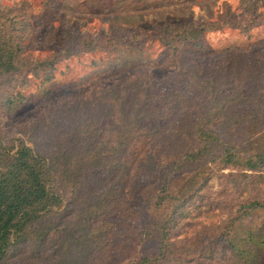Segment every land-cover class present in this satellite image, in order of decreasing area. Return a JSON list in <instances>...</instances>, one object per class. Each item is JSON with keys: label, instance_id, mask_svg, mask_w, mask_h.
Masks as SVG:
<instances>
[{"label": "rangeland", "instance_id": "obj_1", "mask_svg": "<svg viewBox=\"0 0 264 264\" xmlns=\"http://www.w3.org/2000/svg\"><path fill=\"white\" fill-rule=\"evenodd\" d=\"M188 22L202 23L208 30L197 39L191 36L190 43L199 42L191 51L176 44L182 49L179 55L185 54L186 63L208 56L217 59L211 52L228 47L246 48L252 57H264V0H0V31L5 41L12 40L11 45L19 47L20 56L13 59L19 70L0 74V134L35 140L40 149L52 150L72 124L73 119L61 118L71 114L69 108L59 113L65 102L85 100L95 89L141 73L152 75L153 85L166 89L171 83L168 76L175 72L168 66L174 60L170 58L171 49L165 50L163 42L167 34L174 37L166 25ZM200 46L210 53L202 55L197 50ZM255 64L250 65H254L248 69L250 74ZM256 84L251 80L248 85ZM242 92L251 101L255 97V89L244 87ZM254 128L238 123L223 138L245 150V141L253 133V140L264 143V131H259L260 126ZM45 139H51L54 145L49 146L50 140ZM197 165L188 163L160 176L155 174L157 179L151 180L149 187L126 197L125 207L110 203V209L90 213L80 208L83 193L91 195L101 182L93 185L95 179L88 178L77 202L40 222L41 226L56 227L49 236L57 234V229L63 232L65 235L57 236L71 243L70 249L59 250L50 243L55 239L42 244L28 241L16 255L5 257L4 264H137L157 254L158 242L153 236L177 198L189 205L178 234H173L176 252L184 250L182 262L198 259L205 249L223 251L227 240L244 246L241 240L247 229H264V171L257 172L256 181H245L244 173L250 172L240 168L216 167L209 175L195 176ZM155 169L163 171L166 164ZM195 181L203 183L202 193L197 194L192 185ZM167 194L172 197L159 199ZM65 195L71 196L67 192ZM252 202L258 207L247 208L249 214L230 223L229 219ZM225 229L228 237L220 240ZM87 232L94 235V243L71 238ZM216 239L218 244L214 243ZM255 240L261 255L258 261L264 264V243L260 244V238ZM88 246L94 247L93 253L89 250L92 255L85 251Z\"/></svg>", "mask_w": 264, "mask_h": 264}, {"label": "trees", "instance_id": "obj_2", "mask_svg": "<svg viewBox=\"0 0 264 264\" xmlns=\"http://www.w3.org/2000/svg\"><path fill=\"white\" fill-rule=\"evenodd\" d=\"M166 26L174 35L167 34L163 42L165 50L171 49L170 58L174 60L168 66L175 71L168 76L167 81L170 79L171 83L166 89L154 86L152 75L141 73L127 75L101 90L95 89L85 100L65 102L59 113L69 108L71 114L61 118L73 119L72 124L58 137L52 150L40 149L35 140L6 138L0 134V264H4L9 254L20 252L28 241L42 244L55 239L50 242L53 246L59 250L70 249L71 243L57 236L65 235L63 232L57 229V234L49 236L56 227L41 226V223L77 202L83 183L90 181L88 178L95 179L93 185L101 182L91 195L83 193L85 198L82 197L80 208L90 213L110 209V203L125 207L126 197L149 187V182L157 179L155 174L160 176L161 172L179 169L188 163H198L195 176L209 175L216 167L240 168L250 172L244 173L245 181H256L257 172L264 171V143L253 140L254 133L248 135L245 150L223 138L238 123L251 124L254 129L260 126L259 131H264V80L261 79L264 57H252L246 48L228 47L211 52L217 59L208 56L203 61L190 59L186 63L185 54L179 55L182 49L176 44L181 43L189 51L199 45L196 40L190 43L191 36L197 39L208 26L196 22ZM11 43L12 40H4L0 31V66H3L0 74L19 70L13 65L14 57H20L19 47ZM197 50L202 55L210 53L202 46ZM251 64L256 65L253 74L248 71L254 66ZM251 80H256V86L248 85ZM244 87L255 89L254 101L242 92ZM45 140H50L49 146L54 145L51 139ZM161 163L166 164V169H155ZM167 184L164 183L163 190ZM202 184L192 183L197 194L203 192ZM66 192L71 194L69 198ZM169 197L172 196L167 194L159 199ZM182 200L185 199H175L173 208L153 236L158 242L157 254L144 257L137 264L174 261L201 264L203 259H208L205 264L261 263L255 245L259 242L255 239L260 238V244L264 243V229H247L241 240L244 246L227 240L228 246L223 251L205 249L198 259L182 262L184 250L177 253L173 239L187 216L189 205ZM258 205L256 202L245 205L246 209L239 211L233 220L229 219L230 223L249 214L247 208ZM224 232L227 230H223L220 240L228 237ZM71 238L95 239L89 232ZM217 240L215 244L219 243ZM93 248L88 246L85 251L92 255ZM186 251L191 254L190 249ZM219 252L223 253L217 258Z\"/></svg>", "mask_w": 264, "mask_h": 264}]
</instances>
